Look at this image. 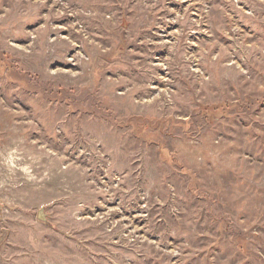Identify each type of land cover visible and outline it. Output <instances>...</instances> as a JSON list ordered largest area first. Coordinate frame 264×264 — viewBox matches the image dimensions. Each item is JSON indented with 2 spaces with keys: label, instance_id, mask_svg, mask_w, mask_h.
<instances>
[{
  "label": "rangeland",
  "instance_id": "374dc122",
  "mask_svg": "<svg viewBox=\"0 0 264 264\" xmlns=\"http://www.w3.org/2000/svg\"><path fill=\"white\" fill-rule=\"evenodd\" d=\"M0 264H264V0H0Z\"/></svg>",
  "mask_w": 264,
  "mask_h": 264
}]
</instances>
